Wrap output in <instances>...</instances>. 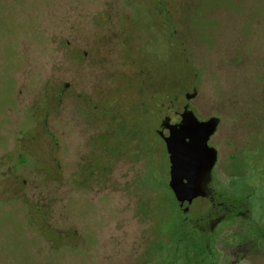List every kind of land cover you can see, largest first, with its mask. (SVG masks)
<instances>
[{"label":"rangeland","instance_id":"374dc122","mask_svg":"<svg viewBox=\"0 0 264 264\" xmlns=\"http://www.w3.org/2000/svg\"><path fill=\"white\" fill-rule=\"evenodd\" d=\"M106 18L117 34L106 35L114 39L108 46L113 55L99 58H107L105 74L113 73L106 86L118 106L108 115L112 124L105 120L110 133L91 138L84 122L90 105L79 110L70 53L78 38V47H90L92 21L99 41L106 38ZM227 45L229 67L222 54ZM204 53L223 64L205 112L232 115L250 98H264V0H0V264H137L161 245L149 264L156 257L158 264L179 263L171 237L177 214L170 217L172 200L164 189L168 162L146 127L154 126L151 112L166 96L146 87L165 88L166 73L171 87L182 86L193 60L200 70ZM125 72L137 77L138 87L127 90ZM78 73L79 93L90 95L83 81L89 73L85 67ZM66 83L72 94L62 98ZM51 102L56 115L46 121ZM99 105L90 112L96 120L107 103L102 98ZM133 124L144 132L134 146L144 160L119 167L110 189L99 183L75 189V176L84 187L83 179L103 173L109 154L130 150L126 134ZM236 127L223 120L218 135L224 146ZM149 190L157 193L154 199ZM194 207L198 211L200 202Z\"/></svg>","mask_w":264,"mask_h":264},{"label":"flooded vegetation","instance_id":"af4514ba","mask_svg":"<svg viewBox=\"0 0 264 264\" xmlns=\"http://www.w3.org/2000/svg\"><path fill=\"white\" fill-rule=\"evenodd\" d=\"M164 6L169 8L168 4L162 5V7ZM167 12L170 13V16L167 17L169 20L171 9H168ZM169 22L172 23V29L175 33V20ZM99 23L101 24V22ZM111 23L108 22V19L103 22V25H107L104 36L111 32L115 38L117 32H114V30L116 27L111 26ZM93 24L95 25V22L92 21L90 30L93 29V32L89 41L90 47L82 50L78 47L81 46L80 43L83 44L82 38H78L79 41H77L75 51L70 53L71 62L75 61L72 66H75V99L78 102L79 110L81 108L85 109V103L90 105L84 122L87 124L86 130L91 134V138L101 131H103L104 136L110 133L106 122L111 124L112 122L110 121L111 117L108 115L118 106V103L111 102L112 94L106 86V80L109 81L113 73L105 74V71L109 69L105 63L107 58H99L106 55H110L108 57L110 58L113 55V48L108 46L115 44L114 39L113 37L108 39L109 36H106V38L103 37L99 41ZM226 47L222 54H224L225 63L229 67L231 66V46L227 45ZM81 54L83 55L81 56ZM207 57H209L207 53L202 55L203 61H201L199 71L196 69L193 60L187 83L182 86L171 87L169 83L171 76L166 73L163 74L161 79L166 84L162 86L165 88L146 87L147 92L164 91L166 96L163 102L157 104L156 112H151L154 116V126L152 128L146 127L151 132L150 134L157 139L168 162V174L164 183V189L168 191L169 199L172 200V203L168 204V212L170 217L174 218L173 213L176 211L177 222L180 227L178 237L182 235L185 237L184 259L189 264H264V98L259 100L250 98L247 107L241 108L240 111L232 113V115L220 111L205 112L204 107L209 100L213 99L215 87L219 84V75L223 69L222 63H216L214 57L210 59ZM85 60L89 63H85ZM81 67H85V70L89 73L88 78L83 79V81L87 80L88 84L90 83L92 87L90 95L79 93L78 81L80 75L78 71ZM209 71L210 76L208 75ZM97 73H99V76ZM125 75L130 76L126 84L127 90L137 86L135 85L137 83L136 76L134 79V75H130L128 72ZM191 76H193L192 80ZM208 78H211V80ZM96 82L99 85H96ZM208 83L212 84L214 90L208 91ZM65 88L67 91L61 90L60 93L62 98L65 95L72 94L70 83H66ZM176 93H179V95ZM141 94L143 95V93ZM102 98L106 101L107 107L105 106L106 108L102 111L103 117L96 120L94 116L90 115V112L93 108L94 110H100L99 103L102 102ZM86 99L88 102H86ZM197 99H199L198 102ZM226 100L225 102L231 103V99ZM176 102H178V106H176ZM49 106L54 111L50 108L45 116L46 121L56 115V106L53 105V102L49 103ZM82 112L85 113L86 111ZM186 112H192L200 123L211 119L217 120V128L208 141L209 148L215 151L214 162L212 166H208L204 170L199 179L201 184L200 194L192 202L185 201L181 203L171 186L172 159L165 139L171 136V132L176 128L175 126L182 124ZM229 119L235 125L237 124V129L234 133H231V141L228 140L225 147L218 133L223 126V120ZM105 120L107 121L105 122ZM139 120L141 119L136 120L135 124L139 125L140 123L142 127L144 120L141 122ZM76 121L77 118L75 117V123ZM133 126L134 124L132 128L128 127L126 134L130 150L127 153L109 154V161L106 162L103 173L93 179H83L84 187L79 185L81 180L78 176H75V189L79 191L89 190L98 183L104 185L105 189H110L114 183V178H117L116 174L119 167L128 161L139 164L144 160L139 158L138 149L134 148L135 143L138 142L144 132L138 127V129H135ZM46 129L49 128L46 127ZM148 161H152V159ZM207 161L208 157L205 156L204 162L206 164ZM20 162L27 163L28 161L20 158ZM55 179H58V177H55ZM184 182H188V179L185 178ZM148 193L151 194L153 199L157 196V193L153 191L149 190ZM20 201L25 203L23 198ZM198 202H200V208L197 211L194 206ZM25 205L27 204L25 203ZM49 213V211H46V216ZM158 253L155 249L152 254L158 256ZM156 259L159 258L156 257ZM157 260L154 264L159 263Z\"/></svg>","mask_w":264,"mask_h":264},{"label":"water","instance_id":"95a60500","mask_svg":"<svg viewBox=\"0 0 264 264\" xmlns=\"http://www.w3.org/2000/svg\"><path fill=\"white\" fill-rule=\"evenodd\" d=\"M183 117L182 124L175 126L171 136L165 139L172 159L171 186L181 203L192 202L200 194L199 179L214 162L215 151L209 148L208 141L217 128L215 119L200 123L192 112H186Z\"/></svg>","mask_w":264,"mask_h":264},{"label":"trees","instance_id":"16d2710c","mask_svg":"<svg viewBox=\"0 0 264 264\" xmlns=\"http://www.w3.org/2000/svg\"><path fill=\"white\" fill-rule=\"evenodd\" d=\"M174 215V213H173ZM179 224L178 222L175 224V230L173 232V235L171 236L173 241H175L176 243V252L179 254L178 259H179V263L178 264H189V262H187L184 259V251L186 248V242H185V237L184 235H182L181 237H178V232H179ZM162 249V245L160 247H158L156 250L158 252H160ZM153 251H148L147 253H145L144 255H142V262L139 261V263L137 264H149L151 263L150 260H152V254ZM141 259V258H140Z\"/></svg>","mask_w":264,"mask_h":264}]
</instances>
